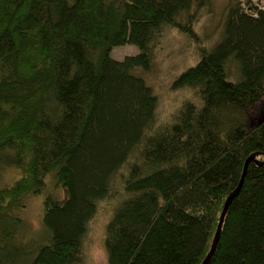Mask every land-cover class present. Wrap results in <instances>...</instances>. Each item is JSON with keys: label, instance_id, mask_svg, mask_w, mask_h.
<instances>
[{"label": "trees", "instance_id": "1", "mask_svg": "<svg viewBox=\"0 0 264 264\" xmlns=\"http://www.w3.org/2000/svg\"><path fill=\"white\" fill-rule=\"evenodd\" d=\"M257 3L225 0L214 24L212 0H0V264H87L97 216L100 264H201L251 156L208 263L264 264ZM168 32L193 63L160 117L149 74ZM123 45L138 53L111 58Z\"/></svg>", "mask_w": 264, "mask_h": 264}, {"label": "rangeland", "instance_id": "2", "mask_svg": "<svg viewBox=\"0 0 264 264\" xmlns=\"http://www.w3.org/2000/svg\"><path fill=\"white\" fill-rule=\"evenodd\" d=\"M215 7L214 24L217 22L218 14L221 8L224 6L225 0H212ZM262 9H264V0H258L257 3ZM162 45L159 46L155 51V74H149V76L154 75V77H149L151 79L152 86L155 92L159 96V103L157 114L164 116V111L167 110L168 103L176 102L179 96L174 92H170L167 85L169 78L176 74L180 69H182L187 64L193 63V52L191 47L188 45L187 40L181 38V36L172 34L168 32L164 39ZM111 58L117 61H122L123 58L127 56L136 55V47L130 45H123L122 47H115L110 52ZM180 95V93H178ZM263 109V106L258 109V113ZM16 175L14 172H9L6 178L1 181L5 182L9 177L12 179ZM9 180V179H8ZM26 202L28 207L23 214L25 218L24 225H26L27 239L35 235L36 232L42 229L40 225L41 218L39 217L40 206L37 199H31ZM100 215V213H98ZM40 219V221H39ZM104 219L97 216L94 222H92L88 237L86 240V246L90 250V254L87 252L86 248V258L87 264H100L104 261L102 246H100L101 232H103ZM42 231V230H41ZM89 259V260H88Z\"/></svg>", "mask_w": 264, "mask_h": 264}, {"label": "water", "instance_id": "3", "mask_svg": "<svg viewBox=\"0 0 264 264\" xmlns=\"http://www.w3.org/2000/svg\"><path fill=\"white\" fill-rule=\"evenodd\" d=\"M263 106V109H261L260 110V112L259 113H257L256 114V116L254 117V119L251 121L252 123H251V127H254V126H257V125H260V124H262V123H264V104L262 105ZM261 106V107H262ZM254 161H256L257 162V160L255 159L254 160V156H251V157H249L247 160H246V162H245V167H244V169H243V172H242V174H241V178H240V181H239V183H238V185L236 186L237 188L235 189V191L231 194V195H229L228 197H226L227 199L225 200V203H224V205H223V207H222V212H221V214H220V217H219V222H218V224H217V226H216V228H215V234H214V236H213V238H212V244H211V246H210V249L208 250V253H207V255H206V257L204 258V260L201 262V264H209L208 262L210 261V259L212 258V256L214 255V251H215V249H216V246H217V244H218V239H219V235H220V228H221V225H222V222H223V218H224V216H225V214H226V211H227V208H228V206H229V204H230V202L233 200V198L235 197V195L239 192V190L241 189V184H242V182H243V179H244V174H245V170H246V167H247V164L248 163H251V162H254Z\"/></svg>", "mask_w": 264, "mask_h": 264}]
</instances>
